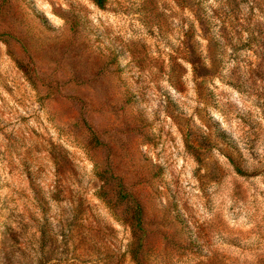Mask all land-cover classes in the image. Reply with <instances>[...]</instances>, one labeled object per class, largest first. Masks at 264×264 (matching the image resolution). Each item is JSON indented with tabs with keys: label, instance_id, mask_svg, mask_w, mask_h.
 Instances as JSON below:
<instances>
[{
	"label": "rangeland",
	"instance_id": "1",
	"mask_svg": "<svg viewBox=\"0 0 264 264\" xmlns=\"http://www.w3.org/2000/svg\"><path fill=\"white\" fill-rule=\"evenodd\" d=\"M0 35V264H136L99 172L142 264H264V0H0Z\"/></svg>",
	"mask_w": 264,
	"mask_h": 264
},
{
	"label": "trees",
	"instance_id": "2",
	"mask_svg": "<svg viewBox=\"0 0 264 264\" xmlns=\"http://www.w3.org/2000/svg\"><path fill=\"white\" fill-rule=\"evenodd\" d=\"M99 8L103 9L107 3V0H92ZM0 35V39H1ZM108 174V175H107ZM107 175V176H106ZM98 176L102 181L107 183H114V194L116 197V204L119 206H126L128 213L130 214V226L132 229L133 239L128 246V252L132 260L136 264H142L143 246L146 239V231L144 228V211L141 203L135 198V196L128 192L123 181L109 172H99ZM99 198L105 201L108 207L111 206V201L107 199V192L101 191ZM115 214V212H114Z\"/></svg>",
	"mask_w": 264,
	"mask_h": 264
}]
</instances>
